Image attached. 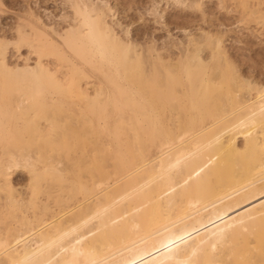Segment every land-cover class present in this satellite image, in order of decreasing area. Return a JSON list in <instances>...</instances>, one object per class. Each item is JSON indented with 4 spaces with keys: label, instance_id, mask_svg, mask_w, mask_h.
Segmentation results:
<instances>
[{
    "label": "bare ground",
    "instance_id": "bare-ground-1",
    "mask_svg": "<svg viewBox=\"0 0 264 264\" xmlns=\"http://www.w3.org/2000/svg\"><path fill=\"white\" fill-rule=\"evenodd\" d=\"M257 3L264 6V0ZM98 5L72 1V24L56 40L19 30L16 51L20 43L28 44L36 59L28 65L29 57H23L15 71L36 88L50 74L64 79L70 71V77L80 73L88 80L80 83L78 93L86 101L99 97L105 117L107 108H126L119 115L126 133L93 143L90 155L108 154L109 159L94 158L93 177L79 181L78 197L61 195L62 183L70 180L62 167L54 166L49 172L61 184L52 192L45 185L44 192L50 201L56 199V206L47 199L38 205L33 198L4 202L16 226L7 223L0 230V264H264V198L256 201L264 195L263 83L256 86L227 55L221 35H192L177 54L154 46L139 49L120 41ZM53 52L71 61L68 69L50 68ZM132 63L148 65L147 76L142 74L147 80L141 84L138 77L140 85L128 87L125 107L116 105L98 76L89 79L86 68L106 66L118 77L119 68L127 70ZM162 73L165 78L159 79ZM148 74L154 75L148 79ZM24 158L23 164L6 163L5 171L32 168ZM6 175L0 187H7Z\"/></svg>",
    "mask_w": 264,
    "mask_h": 264
},
{
    "label": "rangeland",
    "instance_id": "rangeland-1",
    "mask_svg": "<svg viewBox=\"0 0 264 264\" xmlns=\"http://www.w3.org/2000/svg\"><path fill=\"white\" fill-rule=\"evenodd\" d=\"M72 1L74 0H0V50H2V54H0V184L5 172L7 174L5 178L8 181L6 182L7 187H0V202H3L2 205L0 203L3 218L0 219V230L10 224L13 228L16 226L13 223L15 219L13 213L7 212V209L4 210L6 205L4 202H7L9 197H13L19 204L31 201L30 198L34 199L32 200L36 205L45 204L46 199L48 205L56 204L54 197H52L53 202L49 200L51 198H45L47 188L52 192L58 188L56 185L61 184L60 177H54L56 173L49 172V169L51 171L55 167H62L64 169L62 175L68 177L70 182L62 183L66 186L64 185L61 195L66 197L65 194L68 193L78 197L80 195L79 181L90 176L93 177L94 170L92 168L95 159L97 160L99 157L98 160L102 161L104 155L103 161L109 159L108 154L92 157L90 151L94 146L93 143L100 140L110 142L114 133H124V129H126L125 120L119 117L126 113V108L122 111H113L107 108L109 112L105 117L102 111L103 102L99 97H90L86 101L84 96L78 93L77 89L80 83L84 86V81L88 80L80 73L74 72L73 77L72 75L70 77V73H72L70 71L69 77L64 79L60 78L58 73L50 74V77L42 79L40 87H37L40 88L39 92H36L38 90L34 83L15 71L24 64L23 57H29L28 65H33L36 59V54L30 53L32 48L28 44L20 43V50L16 51L19 44L18 31L27 33L29 37H33L36 32H43L55 39L58 32L61 33L72 24L73 10L70 7ZM93 1L97 5L99 4L102 9L104 8L105 20L111 25L114 34L120 41L126 44L131 43L135 48L143 49L145 46H154L160 52H165V49H168L177 54L179 47L180 49L184 47L187 38L207 32L210 35L214 34L213 36L221 35L227 55L230 53V58L235 61L236 65H239L238 67L246 75L250 76L248 78L253 79L256 86H260L261 83H263L261 86H264V52H262L264 51V12L259 9L264 6L260 5V7L257 3L258 0ZM253 35L261 36L255 38ZM259 38L263 40L260 41ZM2 55L5 56L3 61ZM49 61H51L50 68L59 70L68 69V65L71 63L64 56L54 52L49 56ZM143 65L146 64L132 63L130 68L126 67L127 70L119 68L118 77L108 72L106 66L99 69L86 68L89 69H87L88 75L92 76L89 79L95 80L94 77L98 76L100 79L97 77V81L101 80L104 87L113 93L116 105L125 107L129 102L128 87L140 85L136 81H139L138 77L141 84L145 83L144 78L147 80V77L143 76H147L144 73L148 65ZM103 71H107V74L103 75L101 73ZM123 74H126V77ZM136 74L137 76H135ZM152 75L154 74H148V79L153 77ZM128 76L129 78H127ZM159 76V79L165 78L164 73ZM129 79L132 80V83ZM134 80L136 82L133 84ZM89 90H91L90 87H88ZM91 101L93 106L90 104ZM107 101L109 106L112 105L111 100ZM98 103H100L99 106ZM83 130L86 132H82ZM116 130L117 132H115ZM74 134L75 137H73ZM239 138L241 139V137ZM87 151L89 154L85 158V155L82 154ZM27 156V160L29 159L31 162L30 165L34 166L32 168L29 166L32 170L27 169L28 167H15L5 171L4 168L8 163L19 161L20 164H23L26 159L24 157ZM77 160H80V163ZM84 162L86 164H83ZM29 170L34 173L28 172ZM43 170L46 172H42ZM34 174L36 177L37 175L40 177L36 178L37 182ZM44 189H46L45 192ZM5 197L7 198L5 199ZM263 198L264 195L255 200L259 201ZM256 201L253 200L245 205L248 206ZM245 205L243 207H246Z\"/></svg>",
    "mask_w": 264,
    "mask_h": 264
}]
</instances>
